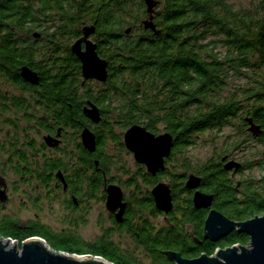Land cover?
Returning a JSON list of instances; mask_svg holds the SVG:
<instances>
[{
  "label": "trees",
  "instance_id": "16d2710c",
  "mask_svg": "<svg viewBox=\"0 0 264 264\" xmlns=\"http://www.w3.org/2000/svg\"><path fill=\"white\" fill-rule=\"evenodd\" d=\"M141 14L147 18L143 0H0V94L5 98V90L11 86L21 89L18 94L8 92L12 105L3 110L9 116L25 114L21 118L35 120L42 132L61 128L71 136L74 149L66 153L64 150L65 160L35 158L27 164L50 170L66 167L68 182L75 178L90 184L98 182L101 187L108 181L104 178L112 164L107 145L117 144L121 149L123 131L140 124L155 134L169 132L174 139L167 158L174 162L169 166L166 162L168 168L164 167L163 176L180 179L185 172L193 171L202 176V189L213 194L212 206L228 218L242 221L261 215L264 174L241 180L238 185L223 168L224 161H228L226 150L198 166H193L183 153L195 144L197 133L208 129L220 133L224 127H234L237 134L243 133L246 140L261 146L259 159L239 162L235 174L264 162V0L254 9H234L228 0H159L153 19L155 30L144 29L140 22V27L130 26L125 33L126 15L136 22ZM90 25L94 26L96 51L108 63V77L100 84L83 80L80 62L69 49L81 36L82 28ZM23 66L38 73L37 85L22 79L19 71ZM231 79L238 83L240 95L222 98ZM24 91L29 98L21 94ZM88 100L99 107L102 118L96 124L82 111ZM29 111L39 114L29 115ZM246 117L259 125V135L248 131ZM84 126L94 131L93 153L79 141ZM24 140L36 143L29 136L22 138L19 131L15 142L9 144L16 149ZM175 167H180L182 174H177ZM144 178L147 187L156 179L149 175ZM175 186L183 189L181 182L176 181ZM136 189L144 194L137 203L154 212L149 191L137 183ZM192 208L187 198L183 207L177 206L184 210L186 219L178 224L168 218L173 226L163 225L158 232L152 230L148 220L132 225L130 232L136 245L149 258L146 264H174L161 250L195 257L201 253L212 255L217 248L249 243V236L236 230L215 242L204 240L206 211L190 213ZM189 222L202 238L200 243H193L185 233ZM33 236L43 238L56 250L100 255L114 264H144L108 233L85 241L70 230L50 232L38 222L0 218V237L20 245Z\"/></svg>",
  "mask_w": 264,
  "mask_h": 264
},
{
  "label": "water",
  "instance_id": "95a60500",
  "mask_svg": "<svg viewBox=\"0 0 264 264\" xmlns=\"http://www.w3.org/2000/svg\"><path fill=\"white\" fill-rule=\"evenodd\" d=\"M147 18L142 21L144 29L155 30L153 23L156 6L159 0H143ZM94 32V26H84L82 35L75 39L69 46L70 51L80 62L81 76L83 80H96L105 82L108 77L107 60L100 57L96 51V43L89 37ZM129 32V28L125 33ZM20 76L26 82L36 85L39 82V75L35 70L23 66L19 71ZM84 115L92 122L98 123L101 120L99 107L87 101L83 106ZM248 131L253 135H259L261 129L251 117H246ZM60 131H58L59 133ZM82 147L93 153L96 149V137L94 132L84 126L79 133ZM44 141L52 146L56 145V137L45 135ZM122 140L125 148L133 155L137 163L146 167V172L155 175L164 170L165 159L170 155L174 145V139L169 132L155 134L145 126L133 124L122 133ZM226 156L222 157L224 161ZM97 164V160H95ZM240 163L233 159L224 161L223 168L231 170L232 174L239 168ZM60 176V175H59ZM62 181L64 179L62 178ZM201 177L193 172L187 174L184 187L195 189L192 194V204L194 208H206L207 215L203 223V238L210 241H218L225 237L232 230L243 232L249 236L247 245L234 244L231 246L217 248L212 255L201 253L195 257H185L176 250H161L164 256L174 264H264V213L251 218L236 221L228 218L216 208H212L213 194L205 193L197 189L200 185ZM2 187V188H1ZM5 184L0 178V200L5 201ZM105 207L109 211H114L115 218L121 221L124 209L123 192L118 184H108L106 186ZM153 198L154 206L165 215L172 211V193L169 183L159 181L149 190ZM165 220L167 221L166 216ZM186 231L193 242L199 239L194 235L192 227L188 225ZM0 264H114L100 255L74 254L51 248L48 243L39 236L28 237L20 245L16 240L0 237Z\"/></svg>",
  "mask_w": 264,
  "mask_h": 264
},
{
  "label": "flooded vegetation",
  "instance_id": "af4514ba",
  "mask_svg": "<svg viewBox=\"0 0 264 264\" xmlns=\"http://www.w3.org/2000/svg\"><path fill=\"white\" fill-rule=\"evenodd\" d=\"M20 90L21 89H19L17 86H11L5 90V94H6L5 98H3L2 95L0 94V130L2 128V125L5 126L3 132L4 135L6 136V138L4 139L5 142H1L0 144V154H5L6 158H10L11 160L10 163L8 162V160H2V164L0 166V178H3V182L5 184L4 190L6 196L5 201L0 200V218L8 217L10 219H13L21 223H26L30 221L38 222L39 224L49 229L50 232H54L50 227H48V225L39 222V220H41L39 219L40 218L39 215H43L41 213H43L49 205H53V206L57 205L58 208H62L63 211L58 213L61 219L71 218L72 216L75 223H77L78 221L84 222L83 214L89 212L90 207L93 208V205L90 203V201L96 200L99 201L100 203H103L104 201V205H105V201H106L105 188L108 184L114 183V181H116L118 183H114V184H118L121 187V190L123 192L122 201L125 204L121 216L122 220L118 221L115 218V213L119 211V207L116 208L114 211H109L105 207L106 209L105 214L108 221V226L103 227L102 235H105L106 233L110 234L109 232H116L121 230L124 233H128L130 236H132V233L130 232V230L134 228L132 225H139L140 223L142 224L144 220H148V222H150V224L152 225V230L158 232L163 225L169 224L170 227L173 226V224L170 225L168 218L174 219L173 222H176L178 224L182 219H186L184 210H178L177 206L179 205L180 207H183L185 200L187 198L191 199V204H192V194L195 189H186L184 187V182L186 181L187 174L193 171L185 172L184 177L180 179L179 178L174 179L172 177H168V181H165L169 183L171 187V193L173 198L172 199L173 209L172 211H170L165 215L162 211H159L155 208L154 202H153V207L155 208L154 212L146 209L141 203H137V201L141 200L144 194L142 191H138L136 189V183L138 182L134 179V177L129 176L126 180V175H125V179L121 183L117 180H114L113 176L111 177L109 176L108 178L107 175L106 176L104 175L105 176L104 179L105 180L108 179V181H105L104 184H102L101 187H99L98 182H95L96 184L95 186V184L92 183L90 184L88 181L82 182L80 181V179H75V178L73 181L68 182L67 179L70 176L66 171V167L55 168L54 170H50V168L48 167L28 165L31 164L33 161H35V158L39 160H44L46 158L55 159L54 157L56 156L61 157L65 150L66 133L65 131H62L61 128H56L55 131L52 133L45 131L42 132V130H40V128L36 126L35 120L33 119H30V121H28L25 118H21L22 122L21 124H18V119H19L18 114L8 116L7 115L8 111L3 110V107L6 106L9 108L12 105V102L9 101L11 95H9L8 92L10 91L13 94L16 91V93L18 94ZM27 90H33V89L31 88ZM26 93L27 92H25V96L29 98L30 95H26ZM37 114H39V111H35V112L29 111V115L35 116ZM22 115L25 114L22 113L21 116ZM33 128L41 132L40 133L41 140L40 139L37 140L36 143H32V140H24L23 142H21V144L16 145V149L11 148L9 142L14 143L15 142L14 140H16V136L14 135L11 137V139H8V135L10 136L12 134H15L17 132V129L18 132L19 131L29 132ZM58 131L60 132L58 133ZM45 135L56 137L58 139L57 144L52 146L48 145L43 139ZM6 142H8V146H4ZM21 156H24L27 160L25 162L22 160L20 161ZM167 158L165 159L166 168H168V166L166 165V162L168 161ZM143 167L145 168V171L143 173H139V175L143 176L147 174V176L149 175L156 178L155 182L152 183V186L159 181H164L162 180V176H163L162 174L164 170L158 172L155 175H151L148 174V172H146V167L145 166ZM228 171L232 179L234 180L235 173L232 174L231 170ZM91 172L92 171H90V173ZM195 174L201 177V182L200 185L197 187V189L205 193H210L202 189V185H203L202 176L197 173ZM62 178L64 179V181H62ZM111 178L114 181H111L110 180ZM176 181L177 183L178 182L182 183L183 189L179 190L177 186H175ZM235 182L238 183V185H240L241 180L239 181L238 179H236ZM126 185L129 186L130 190L126 189L125 187ZM137 185L141 187L139 184ZM192 207L193 208L191 209L190 213L193 211L204 210L206 211V215H207L206 208L197 209L194 208L193 204ZM211 207L214 208L213 206ZM164 215L166 216L167 221L165 220ZM150 217L154 218V224L151 223V221L149 220ZM157 218L159 219V221L157 220ZM190 222L186 223L185 226V233L188 235L189 238H190L189 233L186 231V227L188 225L192 227L194 233L193 224ZM194 235L199 239L197 243H200L203 236L200 239L195 233ZM202 235H203V231H202ZM203 239L207 240L205 238Z\"/></svg>",
  "mask_w": 264,
  "mask_h": 264
},
{
  "label": "rangeland",
  "instance_id": "374dc122",
  "mask_svg": "<svg viewBox=\"0 0 264 264\" xmlns=\"http://www.w3.org/2000/svg\"><path fill=\"white\" fill-rule=\"evenodd\" d=\"M259 1L260 0H228V2H230L233 5L234 9H254L258 5ZM125 19L128 22L126 24L125 30L129 28L130 31L131 29L130 26L140 27L142 21L145 20V16L143 14L138 15L136 22L129 15H126ZM137 30L139 29H135L134 31ZM93 34L94 32L91 33L89 37L94 41L92 36ZM244 82L245 79L242 78V83ZM98 83L100 84L103 82H98ZM99 84H96V86H99ZM94 89L96 91L97 88L94 86ZM233 93H238V95H240L238 83L236 82V80L233 81V79H231L229 84L223 89L221 93V97L228 98L231 95H233ZM15 94H17L16 91ZM21 94L25 95V92H22ZM21 114L22 113H18L19 116L18 124H21L22 122ZM7 115L9 116L8 113ZM4 128L5 126L2 125V128L0 130V144L1 142H5L4 139L6 138V136L4 135L3 132ZM160 128H162V125H160ZM234 129H235L234 127H224L223 131L220 133H217V131L214 129L213 130L208 129L197 133L195 144L192 145L191 147H188L183 153V156L187 155V157L189 158L188 160L192 163L193 166H198L202 164L210 157L216 158L217 153L220 155V152L225 150L226 153L228 154L227 157L228 160L233 159L235 161L242 163V162H248L250 159L258 158L257 155L259 153L261 146L256 145L250 140H246L248 137H245V134L243 133L237 134ZM35 131H36L35 128L31 129L29 132L21 131L22 137L29 136L31 139L37 142V140L39 139L41 140V138H40V134L38 135L35 134ZM69 131L73 133L72 129H69ZM161 132H163V130H161ZM16 133L10 136L7 134L8 139H11V137L14 135L16 136ZM69 139H71V136L66 135L65 153L67 152V150H71V151L74 150L72 148L73 145L72 140ZM121 143L123 144L122 138H121ZM4 146H8V142H6ZM65 153L63 156H61L63 160H65ZM107 153L108 156H110L111 159L110 162L112 163L109 168V173L107 174L108 178L109 176L110 177L113 176L114 180H117L122 183L125 179V175H126V180L129 176L134 177V179L138 182L137 184H139L142 188H144V190L151 189L152 184L149 187H147L144 184L145 182L144 177H147V175L145 176L139 175V173H143L145 171V168L143 167L144 165L137 163L134 160L132 153L125 148L124 144L123 147L119 149V146L117 144L109 143L107 145ZM177 157H179L178 154ZM5 159L7 160L5 154H0V166L2 164V160ZM171 162L173 163L174 161ZM171 162L167 161V165L168 166L171 165ZM173 169H175V171L178 172L177 174H182L180 167H175ZM263 174H264V162L256 165L251 169L244 170L242 173L239 171L238 173L235 174L234 182L236 179L240 181L250 178L253 179L260 178L262 177ZM110 180L114 181L112 180V178ZM162 180L168 181V177L162 176ZM114 183H118V182L114 181ZM125 187L127 190L128 189L130 190L128 185H126ZM90 203L93 205V208L90 207L89 212L83 214L84 222L78 221L77 223H75L72 216L71 218L61 219L58 213L63 210L62 208H58L57 205L56 206L49 205L46 208V210L43 213H41L43 215H39L40 216L39 219H41L39 220V222L48 225V227H50L54 232H58L60 230L62 231L70 230L72 232L76 231L75 233H77L85 241L94 240L102 235L103 227L108 226V221L105 214L106 209H105L104 201L103 203H100L99 201L91 200ZM149 220L151 221V223L154 224L153 217H150ZM157 220L159 221L158 218ZM109 233L111 239L115 243L119 244L124 250H126L127 252L131 251L132 254L140 258L144 262V264L149 263V258L147 257V254L142 249V247L136 245L132 236H130L128 233H124L121 230L116 232H109Z\"/></svg>",
  "mask_w": 264,
  "mask_h": 264
}]
</instances>
